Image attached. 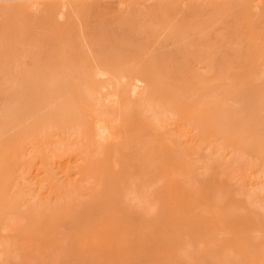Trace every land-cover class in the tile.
Here are the masks:
<instances>
[{
	"label": "rangeland",
	"instance_id": "374dc122",
	"mask_svg": "<svg viewBox=\"0 0 264 264\" xmlns=\"http://www.w3.org/2000/svg\"><path fill=\"white\" fill-rule=\"evenodd\" d=\"M70 1L72 3H74V4H77V5L80 4V5H83V6H87V8H89L88 11L87 10H84V11L88 12L89 17L92 18L93 20L88 18L87 22H89V23L91 22L90 25H92V22L95 19L96 20L94 21L95 23L93 22V26H91V27L88 25L89 23H87L86 28H85V32L86 33H91L92 32L94 34L101 33L102 36L106 39V43L105 44L108 47H117V46H118L117 48H120V47L131 48L132 47L134 49L133 46L137 45L136 42L138 43V41L142 39V42H143V40H146V41L143 42V44H145V45L149 44L150 48H153V46H151L153 42L154 43L157 42V43H155V45L153 44L154 47L157 46V44L158 45L161 44V43L165 44L164 48H161L160 50L162 52H171L172 51L171 53H173V54H174L175 49H176V48H174L175 45L172 43V41H170L171 42L170 43L168 40H165V38H164L165 31L167 29L169 30L170 28L172 30L174 27H176L175 25H177V24H175L176 23L175 21H172V17L175 15L176 18H177V21H179L178 18L180 19L181 16H183L184 14L187 15L188 13L190 14V16L194 17V13H193V15H191L192 13H190L191 12L190 11V7L194 8L195 4H197V5L201 4V1H202V4H206V3L209 4V2H210L209 0H207V2L203 1V0H70ZM214 1L217 2V3H215ZM214 1L213 2H214L215 5H213V8H215V10L212 8V4H211V7L206 6V8L208 7L206 11H209L210 10L209 8L214 10V11L210 10L211 12L210 13L208 12L209 15L206 12L207 15L204 14V16H202V18H200L201 14H202L201 13V14H199L200 16L198 15L199 18L197 17L195 19V17H194V20L191 19L192 17L189 19L185 15L186 19H188L189 22H188V20L184 19L185 17L183 16L184 18H181V19H183V21L185 20L183 25L181 24L179 26V24H178L177 26L179 28L176 27V29H183L184 30L186 28L185 26L188 25V27H187L188 31L191 32L192 31L191 28L195 25V24H192V23H194V21H197V20L200 21V22H204L205 24H210V23L212 24L213 21L215 19H217V18H214V20H212L211 15L214 14L215 12H217V11H218L217 13H219L222 10L221 12L222 13L224 12L223 16H224V14L227 15L229 13V15H227V16L230 17V20H229L230 22H227V20H228L227 17H225V21H223L224 23L227 22L226 26H228V28L231 27V26H229L230 23L234 22V23H236V25L234 24V27H237V24H238L239 25L238 27H240L239 29L243 30V33L245 35H247L246 33L248 31V36L245 37L246 38V42L248 41V43L244 42V39H245L244 37H242L243 41L241 40L243 42V44H242V42H240V43L243 46L245 45V47H243L244 48L243 51L246 49V45H248L247 49H248V51L249 50L250 51L248 52L247 49H246L244 51L245 53L247 52L249 54V56L251 54H253L255 52V48H256L255 45L258 43L257 40L256 41L254 40L255 37L253 35V33L255 31V27H256V24H254V21H253V19H255L256 17L253 15L254 14L253 12H255L256 10L252 6V4L256 0H253V2H252V0H245L246 4L244 2H240L238 0H230V2H228L229 0H227V1L226 0H214ZM58 2H59L58 0H11V1L10 0L9 1L8 0L7 1L6 0L5 1L4 0H0V11H1V9H8V8L15 7L17 5L25 3V4H28L29 6L32 7V8L30 7L31 8L30 9L31 17L33 19H39L40 17H42L45 14V12H44L45 8H47L48 6H54L55 7L54 11L56 13V21L59 19V21L63 23V22H65L66 17L64 15H61L60 11L64 8L62 10V12L67 13L69 7H63L62 9H60V8H58L56 6ZM225 2H227L226 5H225ZM32 3H36V4H32ZM230 3H232V4H230ZM36 5L38 6V8H37ZM180 5H181L182 8L180 7ZM157 6H159V8H156ZM33 8H34L35 12L33 11ZM206 8L202 7L199 10H201V12H202ZM223 8H224V11H223ZM157 9H160V10L162 9V11L158 12ZM166 9H168L170 11L168 12V10H167V13H166ZM196 10L197 9H195V11ZM199 10L197 12H199ZM171 11H173V12L171 13ZM192 11H194V10L192 9ZM93 12H94V14H93ZM98 12L100 13V15H99ZM212 12H214V13H212ZM239 12L241 14H243V16ZM58 13L60 15H58ZM95 13L98 14L97 17H96ZM158 13H160V14L158 16H156ZM168 13H170V14L168 15ZM204 13H205V11H204ZM232 13L233 14L236 13L238 16L237 15L234 16V15H232ZM150 14L152 16H150ZM189 14H188V16H189ZM250 14H252L253 16L252 15L250 16ZM136 15H137V17H136ZM147 15H149L150 18L151 17H153V18L150 19ZM171 15H172V17H170ZM205 15H206V17H205ZM219 15L218 14L215 15V17L221 18V16H222L221 13H219ZM145 16H147V18ZM160 16H162V18H160ZM175 16H174V18H175ZM209 16L211 17V20L208 19ZM239 16H241V17H239ZM131 17L132 18L134 17V18L131 19ZM156 17L158 18V20H157ZM164 17H165V19L167 18V20H169V22L167 20L164 21L165 20V19L163 20ZM232 17H234V19H232ZM237 17H239L238 18L239 20L237 19ZM253 17H255V18H253ZM170 18H171V20H170ZM174 18H173V20H174ZM261 18L264 21V16H262ZM89 19L92 20V21H89ZM107 19L111 23L108 24V20ZM223 19H224V17H222L221 20L219 19V21H222ZM144 20L147 21V22L149 21V23L146 24L147 22L145 23ZM207 20H209V21H207ZM237 20H238V22H236ZM59 21H57V22L60 23ZM150 21H152L156 25L153 24L154 26H152L151 25L152 22H150ZM154 21H156L157 23L154 22ZM161 21L163 22V24H162ZM186 21H187V25H186ZM216 21H217V25L219 27V25H221L222 23L219 22L220 23L219 24L218 23V19ZM137 22L139 24H137ZM112 23L114 25L116 24V26H114ZM170 23H172V24H170ZM177 23H179V22H177ZM56 24L57 23L40 24V22L34 24V22H33V25H34L33 27H35V31L37 30L36 32L35 31L34 32L35 33H40L41 32V33L50 34V31L52 30V28ZM144 24H145V26L147 25L148 27L146 26L147 27L146 28L144 26ZM215 24L216 23H214V25ZM36 26H39V27H36ZM81 26H82V23H81ZM141 26H144V27L142 28ZM158 26H159V29H157ZM189 26H192V27H189ZM223 26H222V29L223 28L226 29L225 24ZM136 27H137V30H136ZM211 27L212 28L214 27L213 30L214 29L217 30L216 25L215 26L211 25ZM220 27H219V29L217 31H220V29H221ZM234 27H231V30L232 29L235 30ZM83 28H84V26H83ZM228 28H227V30H228ZM176 29L174 28L173 30H176ZM108 30H109V32H107ZM193 30H196V29L194 28ZM231 30H229L228 33H229V35L232 36V34L235 31L233 30L234 31L233 32ZM78 31H77V33H78ZM145 31L149 32V35L152 34V36L149 37V35H148V37H147ZM230 31H231V33H230ZM117 32H119V33L122 32L123 34H119ZM192 32H194V33L198 32L199 33V31H192ZM223 32H225V30ZM198 33H196V34H198ZM212 33H211V35L214 34V33L213 34ZM106 34H109V35L107 36ZM142 34H143V36H142ZM196 34H193V36H192V33H191L192 38ZM216 34H218V32H215V35ZM220 34L223 37H224V35L225 36L227 35L226 32H225L224 35H223L222 32ZM220 34H219V40L221 39L220 38L221 37ZM122 35L125 36V38H123ZM2 36H3V34H0V38ZM140 36H142V37H140ZM200 36H201V34H200ZM231 36L228 37V35H227V37L224 38L225 40L221 39L220 43H215L218 46H221L219 44L223 43L222 41H224V42L226 41L227 44H224V45L225 46L228 45V47H224V48L220 49L217 46L219 50L224 51V50H227V48L228 49L230 48V49L233 50V48L236 45H239L237 42L234 43L235 45L234 44L230 45L232 43V41H233V40L232 41L229 40V38L231 39ZM242 36H244V35H242ZM143 37H145L146 39L145 38L143 39ZM153 37L155 39H153ZM156 37H158V38H156ZM211 37H212L211 41H215L218 38V37L216 38V36L215 37L211 36ZM234 37H236V36L234 35ZM234 37L232 39H235ZM147 38H149V39H147ZM197 38H199V37H197ZM214 38H216V39H214ZM128 39L130 40V42L127 41ZM156 39H157V41H156ZM205 39H207V38H205ZM205 39L203 41L205 43H207L208 40H205ZM212 39H214V40H212ZM109 40H111L112 42H110ZM159 40H160V42H159ZM198 40H197V43L199 44L200 42ZM132 41H135V44L131 43ZM203 41H201V42H203ZM229 41L231 42L230 44H228ZM2 42L4 44H7L5 40H2ZM147 42H148V44H147ZM193 42H195V41L193 40ZM132 44H134V45H132ZM201 44L202 43H200L201 48H202V46L206 45V44H204V45L203 44L201 45ZM233 45H234V47H233ZM222 46H223V44H222ZM229 46H231L233 48H231ZM31 47H32V45L29 44V42H25L21 46V51L19 53H14V52L13 53H9L8 52L9 55L7 56V63L5 64V68L8 71L7 79L5 81H0L1 84H5V85H9L10 86L12 84V81H11L12 69L13 68H15V69L16 68H23L24 64H26V63L30 64L31 63L30 57L24 54L25 50L26 49H30ZM191 47L193 48L194 46H191ZM197 48H198L197 50L193 49L194 51L196 50L195 51L196 53L200 49L199 47H197ZM206 48L207 47H205V50H206ZM203 49H204V47H203ZM235 49L238 50L237 53L239 54L240 53L239 49L236 48V47L234 48V50ZM193 50L190 49V46H189V49H188L189 52L187 51L188 54L185 53L186 57H187V58H185L186 61H188L189 58H190L189 54H191V56L194 55V56H192L193 58L197 57L196 56L197 54L195 55V54L192 53V52H194ZM219 50H218L217 54L219 55L218 59L220 60L221 59L220 57L223 58L224 55L220 56L222 51L220 52ZM232 50H230V52H234L233 53L234 55H232V53H230L231 56L236 57L238 54H236V56H235V52L236 51H234V50L232 51ZM176 51H177V49H176ZM208 51H210V49ZM243 51L241 50V53H240L241 55L239 54V56H237V61L235 60L236 65H239V66H236V67L234 66L235 62H234V65L232 64L233 60L236 59V58L228 57L229 54L227 53L228 56H227L226 59H230V58H234V59L233 60H231V59L229 60V61H231L230 65L228 64V65L225 66V64L223 63L225 67H222V65H223L222 62L225 61L224 60L225 57H226L225 56L224 59H222L223 61L221 60L222 61L221 64L219 63L223 69L221 67L217 68L216 67L217 65L213 64V66L209 67V69L207 71H204V70L199 71L200 67L202 69V67L205 68V66H203V65L201 66L200 65L201 63L199 64L200 66H197L198 65V61H196V60L198 58L196 60L193 59V58H190V60H192V61L189 60L190 63H189V61L187 62L189 67L191 68V69H189L191 71L188 70L189 71L188 75L192 76V74L194 73V69H196V68H194V66L196 65L199 68V70L196 71L197 74H200L202 76V75H205L204 72L208 73L209 71L212 70L211 73L209 72L210 73V77L208 76L209 73L206 74V75L209 78H211L212 77L211 74L212 73L215 74V72H216V75L215 76L213 75V76L216 77V79L218 77V80H217L218 82L216 81L215 78L214 79L212 78L213 80H210L207 83L206 87L203 88L202 91L200 89L202 87H199V89L197 88V91H196L195 95L198 96V95H201V94L203 95V93H207L206 95H203V96H207L208 94H211V93L215 92L214 91L215 88L214 87L212 88L213 85H216V86L218 85V87H219L218 91H220L222 89L221 86L223 84H225V86L223 85L224 90L223 89L221 90L223 92V95L221 94V92H219L221 94V96H220L221 102H219V103H221V105L223 103L227 104L228 101L226 102V100H227V98L229 96L231 97L230 92L232 94V92L234 90V87H236V85H237L236 84L237 82L234 81V82L231 83L230 78H229V80L227 79L228 77H230L229 74H220V76H221L220 77L218 75L219 73H217L218 71H216V70L221 68L222 70L225 71V69L227 67L226 70H230V71L236 72V73L239 72L237 74L238 76H239V74L240 75L247 74V73H245L247 71H250V73H251L252 69L254 70V68L257 67L258 64H256L254 62V60H255L254 57H252V62H250V63H247V61H243L242 59L246 60L247 56H248L247 53H246L247 55L245 56L244 55L245 53ZM213 52L214 51L211 49L210 53H213ZM176 53H180V51L179 52L178 51L175 52V54ZM224 53H226V52L224 51ZM173 54H172V58H174ZM213 54H211L212 58L215 56ZM215 54H216V52H215ZM176 55L178 56V58H177V56H175L177 58V60L179 58L182 60L184 58L182 56H185L184 54L183 55L180 54L181 56L179 54H176ZM211 55H209V56L211 57ZM244 56L246 58H242ZM239 57L241 59L240 61H238ZM216 58H217V56L214 58V61L218 60ZM173 60H175V59H173ZM193 60L195 61V63L196 62L197 63L196 64L195 63L191 64V62H193ZM198 60H200V59H198ZM237 62H239V64H237ZM242 62H244L243 63V64H245L244 66L242 65ZM190 64H191V66H190ZM202 64H205V63H202ZM260 67H262V66L260 65ZM240 68H242V69H240ZM245 68H247V69H245ZM262 68H261V70H262ZM213 69H215L214 72H213ZM190 72H191V74H190ZM175 74H176L175 78L180 77L182 75L181 74L180 76H178L177 74H179V73H175ZM186 74L187 73H185L184 76ZM263 74H264V72H263ZM263 74H262V76H259V78L261 77L260 78L261 80L258 77L256 78V80L257 79H258V81L260 80L259 82H256V80H254L252 83H247V84L243 85L245 87L244 91L245 92H251V93H254V94L258 95V93L260 91L264 90V78H262ZM188 75L185 76V77H187V78L189 77V79H191L190 78L191 76H188ZM207 76L206 77L202 76V77L207 78ZM226 76H228V77H226ZM226 80H227V82H226ZM140 82H141L140 83L141 86H144L146 84V82L144 80H142ZM254 82H256V84L253 85ZM226 83H228V84L230 83L233 86L231 87L230 84H229V86L228 85L226 86ZM251 84L253 86L248 88L249 85H251ZM195 87H198V86H195ZM225 88H229V90H227V89L225 90ZM21 89H22L21 91L25 90V88H21ZM224 94L226 95L225 97H224ZM195 95H194L193 98L196 97ZM223 98H225V101H223L224 100ZM1 103H2V101H1V98H0V108L5 107V104L2 105ZM259 104L260 103L258 101H256V108H255V111H254V114H256L255 115V119L260 116L259 114H260V111H261L260 109L261 108L259 106H261V105H259ZM189 105L192 106V105H194V103L192 102ZM82 107L84 108V106H82ZM258 110H260V111L258 112ZM39 112H41V111H39ZM187 117H189V115ZM183 120H185V122H187L189 119L185 118ZM177 121H178L177 117L171 116L168 120L161 121L163 123L162 124L163 126L160 124V122H159V124L161 126L160 125L159 126L156 125V122H154L155 123V128L158 129V127H159V129L157 131L155 130V135L154 136L151 135V137L150 136H146L145 137L146 140H149L148 141L149 144H147L146 140H145L146 142L144 141L145 142L144 146L146 144L148 145V146L146 145L147 148L145 146V148H146L145 151H140L141 149L144 150L143 147L140 148V150L138 148V150H139L138 154L140 152H143L142 153L143 155L140 153L141 154V156H140V154H139V157H140L139 158V157L135 156V155H137L136 151H134L135 153L133 152V147L136 145V144H134V142H133L134 145L132 144L133 147H131L132 150H130V151L128 149L126 150L125 148H120L118 146L116 148L115 147L113 148V150H115V152H112V150L110 152H106V151H102V149L98 145H95L94 142H92V144L94 143V145L90 144V142H89L90 139L88 140L85 135L83 136L82 132L78 131L77 133L79 135L77 133H75V131L72 129L73 127H71V126H67L66 125V126H64L65 128L64 127H60L59 128V126L57 125V123L55 121H52V122L48 123L44 118L39 117V116L37 118H35V119L29 118V116L26 115V114L19 116V119H18V121L15 122V125H16V127H18L24 133H25V131L26 132L29 131V132H27V135H26L25 138H27V139L30 138L28 141L33 140V141H30V143L32 142L33 144L31 143V145H33L34 147L30 146L29 143L26 144V146H27L26 149H27V151L30 150V151H28V152H30V155H29V153L27 154V151L24 148L26 146H23L21 148L19 147V150H21V152H23V154H24V155L21 156V154H19L21 152L17 151L18 150L17 145L12 146V145L7 144L4 147L3 145L0 144V146H1V148H0V206H2V208L0 207V228H1L0 229V249H1L0 252L2 251V254H0V264H5V263L6 264H22V263L26 264V261H27V264H29V263H32V264H54V263L55 264H71V263L72 264H106V263H108V264H120L121 262H122L121 264H151L153 262H154V264H160L159 260H164L163 262L165 264L166 263L168 264V262L171 263V264H188L189 262H190L189 264H197L196 260L193 259V258H197L199 256V254H200L199 252L196 253L197 249H201L203 247L206 248V245H208V238L206 236H204L202 231H201L202 230L201 228H204V227L206 228V226H207L206 224H208V226L211 227V228L213 226L214 233H218V232H224V231L233 232L234 227L236 226V223L238 225H239V223H241L242 226H247L251 230L257 229L256 230L257 231L256 234H255V232H256L255 230L251 231V233L253 232V236L254 237L256 235H257V238L260 237V236L262 237L261 234L263 233V235H264V228L262 227V225L259 222L260 217H257L258 219L255 218L257 220L254 219L253 222H249L247 220H243L242 218H240L241 221H236L237 217L235 218V217H230V216H228L226 218H223V221H221L222 219L220 218L219 213H218L219 217H217V214L216 215L215 214L211 215V212L213 211V208H212L213 206L210 205V203L208 202L207 198H203L202 197L201 190H202V186L205 188V186H204V177L206 176L205 174L210 175L212 177L213 181H214L213 182L214 185H213V187H210V189H208L209 193L210 194L212 193V195H214L216 190L219 189L220 193H221L220 195L221 196L223 195V197L226 196V197H224V199H222V197H221V199L223 200V202H221V205H222L223 209H229L230 206H232V208H233V206H234V209L236 208L235 210H237L238 213H241V214H244V215H250L252 213L251 211L253 210V208L255 209L258 206L264 212V206H263L264 205V159H263L264 155L260 154L259 152L257 153V150L246 149L243 146H241L240 143H238L240 140L237 139L238 138L237 136L239 134L238 135L236 134V136L233 138L235 143L237 142L238 145H240L242 147V148H239V149L237 147L231 146L230 145V143H231L230 141L227 143V142H225L223 140L221 141L222 143L220 142L221 144L219 143L220 146H218V144H217V146H212L210 144H209L210 146H208V144L206 143L207 141L196 140V139L193 142V146H194L193 148H195V149L192 148V146H191L192 144L188 148H187L188 145H186V146L182 145L181 146V144L179 142H180V138H182V137L179 136L178 131H175L176 130L175 126L179 125L178 123H181L183 121L182 120L178 121V122ZM32 127H34L33 130L31 129ZM47 127L50 130V132L47 130ZM51 127H55V131L53 130L54 128L51 129ZM56 128H57V130H56ZM42 129L44 130V132H43ZM41 131H42V133H41ZM171 131H172V133H171ZM196 131L197 130H193V133H195ZM38 133L39 134L40 133L43 134L41 136V137H43V139H41V137H40V139L38 138L41 135V134L39 135ZM58 133H59V135H58ZM175 133L180 138H176L175 136H177V135H175ZM53 134H54V136H53ZM171 134H172V136H171ZM6 137L9 139L8 142L14 140L13 138H10V135H8ZM154 137H155V139H154ZM163 137H165V139ZM2 138L4 139L5 137H0V141H2ZM52 138H54V139H52ZM55 138H56V140H55ZM62 138H63V140H62ZM38 139H39V141H37L38 143L34 142L35 140H38ZM50 139H51V141H50ZM162 139L164 141L166 139H168V140L166 142H162L163 141ZM233 139H232V142H234ZM236 139L239 140V141H236ZM57 140H59L58 143H57ZM170 140L172 142H173V140H176V141H174L172 143L173 145L172 144L169 145L171 143ZM49 141L50 142L53 141V142L50 143ZM158 141L161 142V146L159 145L160 143ZM168 141L170 142L169 144H168ZM14 142H15V140H14ZM62 142H63V144L61 145L60 143H62ZM56 143L58 144L57 147H59V148H60V146L62 147L64 144H66V145L68 144L67 146H69V148L71 147L70 148L71 150L68 149V151H67L65 147L62 148V151H61V148L60 149L59 148H51L50 149V147H53V145H56ZM175 143H176V145H175ZM41 144L42 145L43 144H45V145L48 144V145L45 148H44V146L41 148V146H42ZM66 145H64V146H66ZM89 145H91V147H92V149H91L92 152L90 151V146ZM177 145H178V147H177ZM229 145L232 147V148L229 147V149H231V150L228 149ZM96 146H98V147H96ZM195 146H197V148ZM211 146L214 147V148H212ZM47 147L52 152L51 151L50 152L46 151L45 153L42 152V151H44L42 149H48ZM86 147H88L89 149H87ZM137 147H139V146H137ZM156 147H158V148H156ZM190 147L192 149H189ZM220 147H221V149H220ZM34 148H38V149L40 148L39 149L40 151L38 150L39 153ZM72 148L75 149V151H73ZM152 148H153V150L155 148L156 149L154 151H152L151 150ZM177 148H180L181 150L177 149ZM185 148L188 149V150H185ZM24 149H25V153L27 155L24 153ZM135 149H136V147H135ZM93 150H96V151H93ZM146 150H150L148 154L145 153V152H147ZM238 150L239 151L241 150L243 152H239ZM31 151H32V154H31ZM35 151L38 154H40L41 156L39 155L40 157H38V155H35L38 159L35 158V159L32 160V157L33 158L35 157L33 155V154H35L34 153ZM56 151H58V152H56ZM65 151L66 152L70 151L68 157H67L68 153H66ZM53 152L58 153L57 158H56V156L54 155ZM181 152H183L185 154L187 153L186 157L189 155L188 158L191 159L192 161H195L194 164L191 166V167H193V169H191V167L188 168L184 164L181 163V161L179 160V158H180L179 156L181 155ZM62 153H64V154L66 153L65 157H62L63 155L59 156V154H62ZM113 153H115V154H113ZM144 153H145V155H144ZM162 154H163V157H161ZM241 154H243V155H241ZM214 155H215V157H214ZM234 155L239 157V161L240 160L243 161V162L247 161V162H249L251 164H256V165H254V167H253V166H250L251 164H249L248 165L249 166L248 170L237 169ZM13 156H15V158ZM19 156L21 158H19ZM47 156H49V157H47ZM53 156L55 157V159L57 161L53 158ZM90 156H92V157H90ZM133 156L136 157V159L134 157L135 160H133ZM254 156H255V160L256 159L258 160V163H257V161H254V158H253ZM42 157H44V158L46 157V158L44 159ZM72 157L73 158H77V159H73ZM224 157L225 158L227 157V158L224 159ZM65 158H67L66 159V163H65V161H63V160H65ZM142 158L144 160L146 159L147 161L145 160L146 162H143V164L141 163V166H140L139 165L140 164L139 159L141 161ZM53 159H54L55 162L53 161ZM69 159L72 160V163H69L71 161ZM93 159H95L96 161L93 160ZM111 159L113 160V162L111 161ZM247 159H249V160H247ZM262 159H263V162H262ZM36 160H38L41 163V165H40L39 162H36ZM61 160H62V162H61ZM75 160H76V162H74ZM85 160H86V162H85ZM91 160H92V162H91ZM152 160L153 161L157 160V162H153L154 163L153 164ZM163 160H164V162H163ZM259 160H261V161H259ZM42 161H43V163H44V161H47V162L44 163V166L42 164ZM58 161H60L59 165L57 164ZM196 161H198V162H196ZM208 161H210V162H208ZM29 162H30V165H28ZM34 162H36V163L33 164ZM106 162H108V163H106ZM136 162H137V164H136ZM252 162H254V163H252ZM52 163H54V165L57 164L58 166L57 165L54 166ZM61 163H63L62 167H64L65 170H63V168L61 167ZM225 163H227V164H225ZM233 163H234V165H233ZM15 164H16L18 169L21 167L20 168L21 170H19V172H17L18 170H17V168H15L16 167ZM200 164L201 165L203 164V165L201 166ZM257 164H260V165L257 166ZM262 164H263V167H262ZM35 165H36V167H34ZM102 165L104 167H102ZM152 165H154V166H152ZM163 165H164V167H163ZM197 165H198V168L200 167L201 171H203V172H200V168L199 169L196 168ZM217 165H219L221 168H218L219 166H217ZM23 166L27 168L26 171L24 170ZM41 166H43V167H41ZM46 166H47V169H46ZM52 166H54V167L52 168ZM106 166L109 169H106ZM113 166H115V168ZM149 166H150V169L148 168ZM232 166H234V168H231ZM256 166H257L258 169L255 168ZM31 167H32L33 171L31 169ZM140 167H141L142 170L140 169ZM207 167L209 168V173H205V172H208ZM259 167H260V169H259ZM145 168H147V169L145 170ZM222 168H224V169H222ZM34 169H35V171H34ZM67 169H68L69 172L67 171ZM105 169H106V171H105ZM164 169H166V170H164ZM172 169L175 170V172L176 171H178V172L180 171L183 176L180 175V172L179 173L176 172V174H178V175H175L174 174L175 172ZM234 169H235V172H233V174H232V171ZM60 170H63V172L60 171ZM191 170H194V171H191ZM238 170L241 172L240 174H239ZM243 170H244L245 173L243 172ZM261 170L263 171V173L260 172ZM20 171H22V172H20ZM49 171H52V172H49ZM55 171H56L57 175H56V173H54ZM64 171H65V174H63ZM109 171H110V173H109ZM227 171H229V172L227 173ZM248 171L250 172V175H251V172H253V173L257 172L256 175L252 174V176L254 175L253 176L254 179H255V176L257 177L255 179L256 184H257V185L255 184L256 185V189L254 188L255 185L253 187L248 185L249 180H248L247 177H245V175L248 176L246 174V172L248 173ZM193 172H195V173H193ZM199 172L201 174H199ZM215 172H217V173L215 174ZM19 173H21L22 175L19 174ZM203 173H204V175H203ZM223 173H225V175ZM18 174L22 178L20 179V177L17 176V177H19L20 181H18V179L16 180V178H17L16 177L15 178L16 182H14L13 178L16 175H18ZM35 174H37V175L35 176ZM66 174H68V175L66 176ZM228 174H229V176H228ZM260 174H261V176H260ZM53 175H55V176H53ZM241 175H242V177L244 176L247 179L246 181L245 180L244 181L246 182V185L248 186V189L249 188L251 190L255 189L254 192H257L255 194H259V195H257V196L255 195L256 196L255 197L254 194L252 195V192H251L250 195H252V196L250 197L249 195H247L245 193V192H247L249 194L248 191H250V190L247 191L246 190L247 189L246 186H245L246 188H243L244 186L242 184H244L243 183L244 182L243 181L244 177L242 178ZM257 175H259V176H257ZM131 176H133L135 178H133ZM174 176L177 177V178L179 177L178 178L179 184L175 181L176 178ZM181 176L183 178L184 177H186V178L183 179ZM235 176H237V177H235ZM45 177H46V179H45ZM47 177H48L50 182L52 181L50 179H53V182L50 183L48 181ZM64 177H66V178H64ZM130 177L132 179L131 181H134V182H131V183H134V184L130 183ZM230 177H232L234 180L233 179L230 180ZM158 178L159 179L161 178L160 181H158L159 180ZM188 179H189V182H186V181H188ZM118 181L121 182L122 186H119L120 182H118ZM155 181H156L157 184L154 183L152 185L151 183H153ZM247 181H248V183H247ZM54 182L57 183V185ZM113 182H114V185L112 184ZM184 182H186V184H185L186 186H184ZM191 182H193V183H191ZM14 183H16V184H14ZM53 183L56 186H52ZM188 183H190V184L187 185ZM196 183H197V185H196ZM111 184H112V186L116 185L115 188H114V191L112 189L113 187L111 186ZM141 184H144V186H146V188L148 187L147 188L148 190H147L142 185L143 188H145L146 192L149 191L150 189L151 190L149 192H147V193H143L144 189H142V186H140ZM149 184H151V186ZM7 185L8 186L11 185V187L9 188ZM12 185H13V187H12ZM181 185H182V187H181ZM183 186L185 187V189L188 187L187 188L188 190H185V189L183 190L182 189ZM197 186H198L199 189L197 188ZM121 187L124 189L123 190L124 193L122 192V188ZM7 188H8V190H7ZM133 188H134V192L132 190ZM125 189L126 190L128 189L129 193L133 192L135 194L130 195L128 192H126V194H125ZM158 189H159V191H158ZM166 189H167V191H166ZM104 190H105V192H104ZM195 190L196 191L198 190V192L195 193L196 192ZM208 190H206L207 193H208ZM189 191H192V193L194 195L191 196ZM193 191H195V192H193ZM86 193H88V194H86ZM120 193H121V195H120ZM240 193H241V195H240L241 197H238ZM101 194L102 195H104V194L106 195V196H104L106 198L103 197V199H105L104 202H103L102 197H100ZM217 194H215V195H217ZM74 195H75L76 199L74 198ZM81 195H82V197H80ZM126 195H129V197L131 198L130 199L128 197L126 199H130L128 201H132L133 203L132 202L131 203L130 202H125V204H123V202L126 199L125 198L121 199V196L126 197ZM134 195H136L137 198H136V196L134 197ZM246 195H247V197H246ZM177 196H179V197H177ZM244 196L246 198L249 197L248 198L249 199L248 202L250 204L246 203L247 201L245 200ZM68 197H69V199H68ZM83 197H84V200H83ZM85 197H86V199H85ZM95 197L96 198L98 197V199H99V201H97L98 203L101 201L102 204L101 205L99 204L101 206V208L102 207H106V210H104V211H107V212L102 213V215L98 214V212L101 211V209L97 210L98 203L96 202L97 199ZM180 197H181V199H180ZM81 198H82V200H81ZM77 199H78L79 203L77 202ZM93 199H95V201ZM139 199L141 201H139ZM144 200H146V201H144ZM158 200H159V202H158ZM252 200L253 201H257V203L252 202ZM94 202H96V204ZM144 202H146V203H144ZM147 202H149L150 204H148ZM118 203L120 204V207H118ZM121 203L123 204L122 207H121V205H122ZM127 203L129 204L128 205L129 207H126ZM153 203H155L156 206ZM169 203L171 205L173 204L172 206L174 207V209H172L173 207L171 208V205ZM178 203H179V205L180 204L181 205L183 204V205L180 206V207H176V206H179ZM103 204H104V206H102ZM135 204H137V205H135ZM144 204H147V205H145L146 208L144 207ZM174 204L175 205L177 204V205L175 206ZM247 204L250 205V206L247 207ZM251 204H256L257 206L256 207H252ZM23 205H24V207H23ZM99 205H98V207H99ZM141 205H143V206H141ZM133 206H135V208ZM139 206H141L142 209ZM155 207L156 208L159 207V208L156 209ZM181 207H182V210L178 209V208H181ZM183 207H186V209L189 212H190V210L191 211H193L194 209L195 210L193 211V214H192V212L191 213L186 212L187 210H185ZM206 207L207 208L210 207V208H212V210H210V208H208L209 209L208 214H203V213H206L205 212L206 210L208 211V209ZM225 207H227V208H225ZM239 207L242 208V211L244 209L245 212L244 211L242 212L241 209L238 210ZM196 208L198 209V211L202 208V210H201L202 214H200L201 212L199 213ZM147 210L149 212H147ZM155 210H157L158 212L155 211ZM177 210H178V212H177ZM140 211H143V212L140 213ZM182 211L184 213H186V214H184ZM256 211H257V208H256ZM262 211H260L261 214H262ZM101 212H99V213H101ZM258 212H259V210L257 211V213ZM147 213H149L150 215L147 214ZM182 213L185 216L181 215L182 218H179L180 217L179 215L182 214ZM214 213H217V212H214ZM75 214L78 215V216L74 217L75 218L74 219L73 216H75ZM44 215L50 217V220H51L50 224H49L50 226L48 224H45V226L42 225L43 222H41V219L45 218V219H47V221H49L48 217L46 218ZM71 215H73L72 218L75 221L74 220L72 221V218L68 217V216H71ZM94 215H96V217L99 215L100 216V217L98 216L99 219L94 217ZM38 216H39V218H41V219H39L40 221L39 220H35V219H38ZM110 216L113 219L114 218L115 219L113 220ZM122 216H124V218ZM173 216L176 217L177 221H175L176 219L175 220L173 219V218H175ZM215 216L218 219H216ZM141 217H145V218H141ZM53 218H55V219H53ZM93 218H94V220H93ZM187 218H189V220ZM122 219H124V221ZM178 219L180 221H181V219H183V221L187 220V222L186 223H182V221L180 222V221H178ZM197 219H200V221L201 220H205V221H201V222L198 221V222H200L199 223L201 225L200 226L198 223L194 222ZM95 220H97V221H95ZM163 220H167V222L164 221L165 223H163L162 222ZM219 220L221 221V223H223L222 224L223 228H222V225L220 223L221 229L219 227V222H220ZM31 221H32V225H33L34 222L37 225V226L33 225V227L36 226V228H34L35 230L33 229V227L31 228V226H32L31 225ZM111 221H113V222H111ZM208 221H210V222H208ZM232 221H233V223H232ZM28 222H30V223H28ZM39 222H40L41 225L39 224ZM116 222H117V224H116ZM177 222L179 224H177ZM203 222L206 223L205 226H202V225H204ZM9 223H10V225H9ZM19 223H20V225H19ZM46 223H48V222H46ZM108 223H110V224L108 225ZM216 223H218V224L216 225ZM195 224H196L195 227H198L196 229V231H194L195 229H192V227H194ZM116 225H118V226L116 227ZM121 225H122V228H121ZM179 225H181V226H179ZM182 225H184V229L185 230H183V226ZM189 225H191V226L189 227ZM197 225H199V226H197ZM39 226H41V228ZM77 226L79 228H77ZM177 226L180 227L179 228L180 230L178 229ZM107 227H109L110 229L107 228ZM115 227L117 228V230H116ZM101 228H106L107 230L103 229V233H101L102 232ZM113 228H115V229H113ZM158 228H159L160 231L158 230ZM165 228H167V230L169 232ZM188 228H190V229H188ZM99 230H101V231H99ZM108 230H110V231H108ZM152 230H155V231L158 230L159 232L156 231V233H154L155 231L152 232ZM197 230H199V231H197ZM176 231H177V233H176ZM180 231H182V232H180ZM191 231H193V232H191ZM200 231H201V233H200ZM85 232H87L88 234L85 233ZM106 232H108V233H106ZM115 232H117V233H115ZM121 232H122V234H120ZM179 232L181 234L180 236H179ZM163 233L164 234L166 233V234L163 235ZM101 234H103V235H101ZM200 234H202V235H200ZM219 234H221V233H218V235ZM258 234L260 236H258ZM183 236H186V238H187L186 241L183 240ZM189 237H191V238H189ZM120 238L121 239L124 238L125 240L123 239V241L121 242ZM202 238H203V240H202ZM189 239H190V242H189L190 246L187 245ZM260 239H263V241H264V236L262 238H260ZM116 240H117V243H116ZM3 241H4V243H3ZM98 241H100V242H98ZM155 241H157L158 244L155 243ZM125 242H126V244H125ZM165 242H166V244H165ZM183 242L187 246H185V244ZM151 243H154V245H153V246H155L154 249L151 247L152 246ZM162 243H164V244H162ZM12 244L14 246H12ZM202 244L203 245L205 244V245L203 246ZM165 245H167V246H165ZM198 245H200V246H198ZM212 246H215V245H212ZM187 247L189 248L188 250H187ZM21 248H23V249H21ZM151 249L154 252L150 251ZM156 249H157V251L158 250H162V251H158L159 252V254H158L157 251L155 252ZM190 249H192V251H190ZM206 249H208L211 252H217L219 250V246L216 245V247H214V248L213 247L210 248V246H207ZM231 249H234V248H231ZM231 249L229 248V250H231ZM239 249H235V253H237V254L241 253L242 250H239ZM168 250H170V251L168 252ZM226 250H228V248H226ZM14 251L17 254H15ZM181 251H182L181 255H183L184 251L186 252L184 254V256L187 254L184 258H182L183 256L181 257L179 255V253ZM128 252L130 253V255L127 254ZM150 252H153L154 254L150 253ZM151 254H153L154 257L158 256L157 259L158 258H160V259H158V260L156 258L154 259V257ZM190 254H192V255H190ZM178 255H179V257H178ZM178 258H180V259H178ZM118 260H120V261H118ZM164 263H162V261H161V264H164ZM249 264H254V263H249ZM262 264H264V263H262Z\"/></svg>",
	"mask_w": 264,
	"mask_h": 264
},
{
	"label": "bare ground",
	"instance_id": "6f19581e",
	"mask_svg": "<svg viewBox=\"0 0 264 264\" xmlns=\"http://www.w3.org/2000/svg\"><path fill=\"white\" fill-rule=\"evenodd\" d=\"M5 1V0H4ZM7 1V0H6ZM9 1V0H8ZM11 1V0H10ZM59 2L57 3V7L62 9L63 7H69L68 8V12L65 13V12H62V9L60 11V14L61 15H64L66 17V20L65 22H60L59 19L57 21H59L60 23H58L56 21V13L54 11V6H48L47 8H45V14L40 17L39 19H33L31 17V13H30V9L32 8L31 6H29L28 4H20V5H17L15 7H11V8H8V9H1L0 11V34H3V36L0 38V81H5L7 79V73L8 71L6 70L5 68V64L7 63V56L9 55V53H19L21 51V46L25 43V42H29V44L32 45V47L30 49H26L24 54L29 56L30 59H31V63L30 64H24V67L23 68H13L12 69V73H11V81H12V84L9 86V85H5V84H1L0 83V98H1V101H2V105L5 104V107H2L0 108V137H5L4 139L2 138V141H0V144L3 145L4 147L9 144V145H12V146H15L17 145L18 147V150L19 152H21V150H19V147H23V146H26V144H30V146H33L31 145L30 141H33V140H30L28 141L30 138H25L26 135H27V132L29 131H25V133L23 131H21L18 127H16L15 125V122L18 121L19 119V116L21 115H28L29 118H32V119H35L37 118L38 116L39 117H42L44 118L48 123L52 122V121H55L57 123V125L60 127H64V126H71L73 127L72 129L75 131V133H77L78 131L79 132H82L83 133V136L85 135L86 138L89 140L90 144H92V142L95 143V145H98L102 151H106V152H110L112 150V152H115V150H113V148L115 147H120V148H125L126 150L128 149L129 151L132 150L131 147H133L134 144H136L134 147H133V152L136 151L137 155H135L136 157H139V154L143 153V152H139L140 148H144V150H140V151H145V149L147 148V144H149V140H146L145 137L146 136H154L155 135V130L157 131L159 129H156L155 128V123L156 122V125H162L163 123L161 121H165V120H168L171 116H174V117H177V120L178 121H183L181 123H178L179 125L175 126L176 130L175 131H178V134L179 136H181L182 138L178 137V135L175 133V136L176 138H180V144L181 146L184 145H188L187 148L191 145L192 148L194 147L193 146V142L194 140H203V141H207L206 143L208 144V146L212 145V146H220V144L222 143L221 141H225V142H231L230 145L231 146H234V147H237L238 149L239 148H242L241 146H243L244 148L246 149H251V150H257V153L259 152L260 154H263L264 155V90L260 91L257 94H254V93H251V92H245L244 89L245 87L243 85L247 84V83H252L254 80H256V78L259 76H262L263 72H264V21L262 20V16H264V0H256L253 2L252 6L255 8V12H253L254 16L256 17H253L255 19H253L254 21V24H256V27H255V31L253 33L254 37H255V41L257 40L258 43L255 45V52L253 54H251L249 56H247V59H242L243 61H247V63H250L252 62V57H254V62L256 64H258L257 67H253L254 70L252 69V72L250 73V71H247L245 73L247 74H242L239 76L237 75L239 72H232L230 70H222L223 68L222 67H225L226 65H230L231 61H229L230 59L233 60V65H234V62L235 60L237 61V56H239V54L241 53V50L243 51V47H245V45H241L240 42H242V37H247L248 36V31H247V35H245L243 33V30H240L238 27L239 25L237 24V27H234V24L236 25V23L232 22L230 23L229 26L231 27H234V29L231 30V27L228 28V26H226V23L227 22H230V17L227 16L229 15V13L226 15L224 14L223 16V13L220 11L219 13H221V18L224 17V19L222 21H219V19L221 20V18L219 17H215V15H219V13L217 12H212L214 14L211 15L212 17V20H214V18H217L218 19V23H222L223 25L225 24V27L226 29H222V24L219 25V27L225 32L227 33L228 37L231 36L229 35V30L233 31L232 33V36H231V39L229 38L230 41H232V43L229 41L228 44L232 45L234 44L235 42H237L239 45H236L235 47L239 49V54L237 53L238 50H234V45L233 47V50L236 51L235 52V56L236 54H238L236 57L234 56H231L230 53H232V55H234L233 53L234 52H230V50L232 49H228L227 50H224L226 53H224V51L222 50H219L218 47L220 49L224 48V47H228L225 46L224 44H227L226 41H222L223 43L219 44L222 46H218L217 44L215 43H220L221 39L225 40L224 38L227 37V35L225 36V32H223L221 29L220 31H217L219 29L218 25H217V19H215L213 21V23L211 24H205L204 22H200V21H194V23L192 24H195L193 27L192 26H189V27H192V31H199L198 32H189L188 31V25H187V21H186V25L185 26L186 28L183 30V29H176L179 28L177 25L179 24V26L183 23V19L181 18H184L186 19V16L187 18H191L192 16H188V14H184L183 16H181V20L178 18L179 21H177V18L175 16L172 17V15L170 17H172V21H175L174 23L177 24L175 25L176 27H174L176 30H171V28L168 30L165 31L164 33V38L165 40H168L169 42L172 41V43L175 45L174 48L177 49V51L180 53H176V54H181V55H185V56H182L184 57L181 61L177 58L178 56L175 54L176 49H175V52L174 54L171 53V52H162L160 49L161 48H164L165 44H157V46L154 47L155 43L157 42H153L151 46H153V48H150V45H145L143 44L144 41L146 40H143L142 42V39L141 40H137L138 43L136 42L137 45L133 46L134 49L131 47V48H128V47H120V48H117V47H108L105 43H106V39L102 36L101 33H97V34H94V33H86L85 32V28H86V25L88 21V18L89 15H88V12H85L84 10H89V8H87V6H83V5H80V4H74L72 3L70 0H58ZM203 1H206L207 0H203ZM210 1V2H209ZM209 4L206 3V4H202V1H201V4L197 5L195 4V7L194 8H191L190 7V13H192L191 15H193L194 13V17L195 19L198 17L199 14H201L200 18H202V16H204V14H207L209 15V13L211 11H214L215 8H213V5L214 2L212 0H209ZM213 3H212V2ZM227 1V0H226ZM240 2H244L246 4V1L245 0H238ZM230 2V0L228 1ZM37 3V2H36ZM36 3H32V4H36ZM217 3V2H215ZM31 4V5H32ZM211 4H212V8L214 10H212L211 8H209L210 10L209 11H206L207 8L206 6H209L211 7ZM227 4V2H225V5ZM232 4V3H230ZM224 5V4H223ZM222 5V6H223ZM224 5V6H225ZM240 5V4H239ZM37 6V5H36ZM35 6V7H36ZM244 6V5H243ZM31 7V8H30ZM34 7V8H35ZM163 7V6H162ZM181 7V5H180ZM206 8V9H202L203 11L201 12V10H199L200 8ZM227 7V6H226ZM252 7V8H253ZM33 8V11L35 12ZM38 8V6H37ZM36 8V9H37ZM43 8V7H42ZM100 8V7H99ZM156 8H159V6H157ZM167 8V7H166ZM182 8V7H181ZM218 8V7H217ZM228 8V7H227ZM253 8V9H254ZM185 9V8H184ZM192 9L194 11H192ZM195 9H197L195 11ZM167 10L166 9V13H167ZM179 10V9H178ZM199 10V12H197ZM228 10V9H227ZM37 11V10H36ZM59 11V10H58ZM157 11L161 12L162 9H157ZM170 10H168L169 12ZM205 11V13H204ZM223 11H224V8H223ZM254 11V10H253ZM92 12V11H91ZM95 12V11H94ZM93 12V14H94ZM173 11H171L172 13ZM178 12V11H177ZM209 12V13H208ZM10 13V14H9ZM99 13V12H98ZM128 13V12H127ZM130 13V12H129ZM185 13V12H184ZM217 13V14H216ZM240 13V12H239ZM33 14V13H32ZM58 13V15H60ZM96 14V13H95ZM152 14V13H151ZM150 14V16H152ZM160 13H158L156 16H158ZM170 13H168L169 15ZM177 14V13H176ZM206 14V15H207ZM241 14V13H240ZM91 15V14H90ZM98 14H96V17H97ZM100 15V13H99ZM105 15V14H104ZM103 15V16H104ZM138 15V14H137ZM136 15V17H137ZM186 15V16H185ZM205 15V17H206ZM214 15V16H213ZM232 15L236 16L237 14L236 13H232ZM243 16V14H241ZM252 14H250L251 16ZM252 15V16H253ZM102 16V17H103ZM106 16V15H105ZM149 17V15H147ZM147 16H145L147 18ZM220 16V15H219ZM238 16V15H237ZM95 17V16H94ZM93 17V18H94ZM194 17H192L191 19L194 20ZM210 17V16H209ZM208 19L211 20V17ZM225 17H227V22H223L225 21ZM241 17V16H239ZM237 17V19L239 18ZM134 18V17H133ZM131 17V19H133ZM150 18V17H149ZM153 18V17H151ZM150 18V19H151ZM157 18V17H156ZM160 18H162V16H160ZM174 18V20H173ZM199 18V17H198ZM33 19V20H32ZM92 19V18H90ZM89 21H92L90 20ZM130 19V20H131ZM137 19V18H136ZM165 19V17L163 18V20ZM169 19V18H168ZM232 19H234V17H232ZM96 20V19H95ZM94 20V21H95ZM108 20V19H107ZM129 20V19H128ZM138 20V19H137ZM146 20V19H145ZM144 20V21H145ZM148 20V19H147ZM158 20V18H157ZM160 20V19H159ZM167 18L164 20L166 21ZM171 20V18H170ZM188 20V19H186ZM239 20V19H238ZM238 20L236 22H238ZM93 21V22H94ZM106 21V20H105ZM169 22V20H167ZM209 21V20H207ZM233 21V20H232ZM33 22L34 24L35 23H39L40 24H46V23H57L56 25H54V27L52 28V30L50 31V34H47V33H35V27H33ZM93 22H92V25L91 22L88 24L90 27L93 26ZM104 22V21H103ZM118 22V21H117ZM147 21H145L146 23ZM152 22V21H150ZM156 22V21H154ZM162 22V21H161ZM171 22V21H170ZM179 22V23H177ZM181 22V23H180ZM189 22V20H188ZM196 22V23H195ZM240 22V21H239ZM81 23H82V26H81ZM86 23V24H85ZM95 23V22H94ZM99 23V22H98ZM111 23L109 20H108V24ZM149 21L146 23L148 24ZM157 23V22H156ZM207 23V22H206ZM214 23H216V27H217V30H213V28L211 27V25L215 26ZM219 23V24H220ZM113 24V23H112ZM137 24H139L137 22ZM151 24V23H150ZM149 24V25H150ZM152 22V26L156 25ZM163 24V22H162ZM172 24V23H170ZM229 24V23H228ZM39 25V24H38ZM111 25V24H110ZM114 25V24H113ZM136 25V24H135ZM160 25V24H159ZM169 25V24H168ZM233 25V26H232ZM84 26V28H83ZM88 26V27H89ZM107 26V25H106ZM116 26V24L114 25ZM145 26V24H144ZM144 26H141L142 28ZM147 26V25H146ZM145 26V27H146ZM164 26V25H163ZM244 26V25H243ZM36 27H39V26H36ZM89 27V28H90ZM148 27V26H147ZM146 27V28H147ZM165 27V26H164ZM224 27V26H223ZM120 28V27H119ZM141 28V29H142ZM151 28V27H150ZM196 29V30H193V29ZM228 28V30H227ZM249 28V27H248ZM247 28V29H248ZM91 29V28H90ZM89 29V30H90ZM121 29V28H120ZM159 29V26L158 28ZM190 29V30H191ZM79 30V31H78ZM88 30V31H89ZM136 30H137V27H136ZM144 30V29H143ZM35 31V32H34ZM41 31V30H40ZM45 31V30H44ZM78 31V33H77ZM116 31V30H115ZM149 31V30H148ZM218 32V34L215 35V32ZM230 31V33H231ZM100 32V31H99ZM109 32V30L107 31ZM146 32V36L148 37L149 35V32L145 31ZM214 34H213V33ZM223 33L224 37L220 34V33ZM77 33V34H76ZM119 33V32H117ZM156 33V32H155ZM154 33V34H155ZM191 33H192V36L193 34H196L193 38L191 36ZM211 33L213 35H211ZM111 34V33H110ZM119 34H123L122 32L119 33ZM125 34V33H124ZM159 34V33H158ZM201 34V36H200ZM219 34H220V40H219ZM107 36L109 34H106ZM218 35V36H217ZM234 35L236 37H234ZM244 35V36H242ZM123 36V35H122ZM139 36V35H138ZM143 36V34H142ZM140 36V37H142ZM145 36V35H144ZM145 36V37H146ZM152 36V34L149 35V37ZM161 36V35H160ZM199 38H197V37ZM211 36L217 38V40L215 41H211ZM110 37V36H109ZM143 37V39L145 38ZM223 37V38H222ZM235 38V39H232V38ZM123 38H125V36H123ZM129 38V37H128ZM158 38V37H156ZM191 38V39H190ZM207 38V39H205ZM214 38V39H216ZM243 38V39H244ZM146 39V38H145ZM149 39V38H147ZM153 39H155L153 37ZM161 39V38H160ZM196 42H193V40ZM196 39V40H195ZM199 39V40H198ZM201 39V40H200ZM208 40L207 43H205L203 40ZM212 39V40H214ZM2 40H5L7 44H4L2 42ZM152 40V39H151ZM197 40L202 43L204 46H200V43L198 44L197 43ZM242 40V41H241ZM110 42H112L111 40H109ZM127 41L130 42V40L128 39ZM136 41V40H135ZM135 41H132L131 43H134L135 44ZM157 41V39H156ZM203 41V42H201ZM228 41V40H227ZM126 42V41H125ZM142 42V43H141ZM160 42V40H159ZM168 42V43H169ZM244 42H246V38L244 39ZM128 43V42H127ZM150 43V42H149ZM171 43V42H170ZM236 43V44H237ZM248 43V41L246 42ZM245 43V44H246ZM129 44V43H128ZM132 44V45H134ZM154 44V45H153ZM195 44V45H194ZM201 44V45H202ZM243 44V42H242ZM189 46H190V49H198L197 47H199L200 49L197 51V53L195 52H192L193 54H197L195 57L196 58H193L191 54H189L190 58H193V59H200V60H196L198 61V65L197 66H205L200 67V70L199 68L195 65V61L193 60V62H191V64L195 63L194 65V73L191 75H188V72L191 71L189 69H191L188 65V61H186L185 58L186 57V54H188V49H189ZM191 46H194L193 48ZM218 46V47H217ZM238 46V47H237ZM242 46V47H241ZM204 47V49H203ZM205 47L206 50H205ZM248 45H246V49H247ZM187 48V49H186ZM23 49V48H22ZM202 49V50H201ZM211 49L214 51L213 53H210V51H208ZM245 49V50H246ZM218 50L221 52L220 56H223L224 57H220L221 59L219 60L218 59ZM232 50V51H233ZM244 50V51H245ZM165 51V50H164ZM188 51V52H187ZM228 51V52H227ZM243 51V52H244ZM248 51V49H247ZM250 51V50H249ZM248 51V52H249ZM253 51V50H252ZM9 52V53H8ZM216 52V54H215ZM219 52V53H220ZM242 52V53H243ZM229 56H228V54ZM245 53V52H244ZM244 54L245 56L247 54ZM172 54H173V57L172 58ZM215 55L213 58H212V55ZM226 54V55H225ZM180 55V56H181ZM211 55V57L209 56ZM241 55V54H240ZM20 56V55H19ZM177 56V58L175 57ZM179 56V57H180ZM188 56V55H187ZM217 56L216 59L218 60H215L214 61V58ZM228 57H234V58H230V59H226ZM242 57V58H246V57ZM181 57V58H182ZM210 57V58H209ZM241 57V56H240ZM238 59V61H240L241 59ZM19 59V58H18ZM175 59V60H173ZM224 59L225 61L222 62ZM222 60V61H221ZM192 61V60H190ZM189 61V63H190ZM221 62L222 64V67H221ZM201 63V64H200ZM202 63H205V64H202ZM220 63V64H219ZM241 63V62H240ZM244 62H242V65L244 66L245 64H243ZM246 63V64H247ZM18 64V63H17ZM190 64V66H191ZM200 64V65H199ZM213 64L217 65L216 67H221L219 69H217L216 71H218L217 73H219L218 75L220 76V74H229L230 77H228L227 79L231 80V83L232 82H237L236 84V87H234V90L231 94L230 92V95L231 97L227 98L226 102L227 104L225 105L223 102V104L221 105V100H220V96L221 94L223 95V92L221 91L222 89L224 90V87L223 85L225 86V84H223L221 86V90L218 91V85H213L212 88L214 87V91L213 93L211 94H208L207 96H203V95H206L207 93H203V95H198L196 96L195 93L197 91V88L199 89V87H202L200 88L201 91L203 90L204 87H206L207 83L210 81V80H213L214 78L216 79V77H214L216 75V72L215 74L212 73V77H210V73L212 72L209 71V77L206 75L208 73L204 72V71H207L209 69V67H212ZM219 64V65H218ZM237 64H239V62H237ZM263 64V65H262ZM214 65V66H215ZM241 65V64H240ZM260 65L263 67H260ZM192 66V67H193ZM232 66V65H231ZM235 67L236 66H239V65H236V62H235ZM246 67V66H245ZM260 67V68H259ZM198 68V69H197ZM239 68V67H238ZM243 68V67H242ZM240 68V69H242ZM262 68V70H261ZM193 69V68H192ZM216 69V68H215ZM215 69H213V72L215 71ZM247 69V68H245ZM189 70V71H188ZM199 70H204L203 72L205 73V75H202V76H207V78L205 77H202L200 74H197L196 71ZM251 70V69H250ZM220 71V72H219ZM243 71V70H242ZM202 72V73H203ZM175 73H179L177 74L178 76H181L180 77H176V74ZM187 73L185 76H191L189 79V77H185L184 74ZM203 73V74H204ZM241 73V72H240ZM262 73V74H261ZM191 74V72H190ZM214 75V76H213ZM217 75V76H218ZM183 76V77H182ZM221 77V76H220ZM213 78V79H212ZM261 78V77H260ZM259 78V79H260ZM264 78V74H263V77ZM144 80L146 82V84L144 86H141V82ZM218 80V77L216 79V81ZM225 80V79H224ZM261 80V79H260ZM259 80V81H260ZM258 79L256 80V82H259ZM218 82V81H217ZM227 82V80H226ZM256 82L253 83L256 84ZM211 83V82H210ZM230 84V83H229ZM228 83H226V86L228 85ZM234 84V83H233ZM201 85V86H200ZM231 85V84H230ZM252 84L249 85L248 88L252 87L253 86ZM195 86H198V87H195ZM233 85H231L232 87ZM21 88H25L24 91H21L22 89ZM247 88V87H246ZM229 90V88H225V90ZM221 92V94L219 93ZM225 93V92H224ZM196 96L195 98L194 95ZM213 94V95H212ZM228 94V93H227ZM226 95L224 94V97ZM223 97V96H222ZM224 99V100H223ZM222 100L225 101V98H223ZM229 99V100H228ZM256 101H258L261 105L259 106L260 110H258V112L260 111V116L258 118L255 119V115L254 114V111H255V108H256ZM194 103V105H189L190 103ZM1 105V106H2ZM101 105V106H100ZM84 106V108L82 107ZM41 111V112H39ZM257 112V113H258ZM189 115V117H187ZM189 119L187 122H185V120L183 119ZM26 119V118H25ZM176 121V120H175ZM177 121V122H178ZM160 122V124H159ZM41 124V123H40ZM46 124V123H45ZM42 125V124H41ZM55 125V124H54ZM160 125V126H161ZM163 126V125H162ZM50 127V126H49ZM157 127V126H156ZM174 127V126H173ZM34 127H32L31 129L33 130ZM54 128L53 130L55 131V127H51V129ZM58 128V129H59ZM65 128V127H64ZM30 129V130H31ZM161 129V128H160ZM197 130L195 133H193V130ZM43 130V129H42ZM47 130L50 132V130L48 129L47 127ZM57 130V128H56ZM66 130V129H65ZM72 131V130H71ZM44 132V130H43ZM62 132V131H61ZM174 132V131H173ZM42 133V131H41ZM40 133V134H41ZM60 133V132H59ZM58 133V135H59ZM72 133V132H71ZM172 133V131H171ZM39 134V133H38ZM39 134V135H40ZM78 134V133H77ZM159 134V133H158ZM170 134V133H169ZM236 134L238 135L237 140L236 141H239L238 143H240V145H238V143L236 144L235 141H234V137L236 136ZM10 135V138H13L15 140L13 141H9L8 142V138L6 136ZM43 134H41L38 138L40 139V137L42 136ZM79 135V134H78ZM54 136V134H53ZM172 136V134H171ZM46 137V136H45ZM60 137V136H59ZM136 138V139H135ZM165 139V137H163ZM38 140H35L34 142H37L39 141ZM41 139H43V137H41ZM54 139V138H52ZM155 139V137H154ZM232 139L234 142H232ZM48 140V139H47ZM56 140V138H55ZM63 140V138H62ZM84 140V139H83ZM147 141V146L145 148L144 144L145 142ZM163 140V139H162ZM168 139H166L165 141L163 140L162 142H166ZM177 140V139H176ZM176 140H173L176 141ZM51 141V139H50ZM49 141V142H50ZM59 140H57V143H58ZM145 141V142H144ZM53 142V141H52ZM50 142V143H52ZM134 142V144H133ZM159 142V141H158ZM171 142V143H170ZM170 142L168 141V144L171 145L173 142L170 140ZM221 142V143H220ZM38 143V142H37ZM36 143V144H37ZM46 143V142H45ZM48 143V142H47ZM56 143V145H53V147H50L51 148H59L57 147L58 144ZM66 143V142H65ZM94 143L92 145H94ZM160 143V144H159ZM158 144L161 146V142H159ZM177 143V142H176ZM175 143V145H176ZM220 143V144H219ZM33 144V143H32ZM55 144V143H54ZM61 145L63 144L60 143ZM89 144V143H88ZM133 144V145H132ZM210 144V145H209ZM42 145V144H41ZM40 145V146H41ZM48 145V144H47ZM45 144H43L41 146V148L44 146V148L47 146ZM51 145V146H52ZM66 145V144H64ZM60 146L61 148V151H62V148H66V150L68 151L69 146ZM85 145V144H84ZM157 145V144H156ZM173 145V144H172ZM228 146V149L229 147L232 148L231 146ZM90 146V151L92 149L91 145ZM96 146V147H98ZM139 146V147H137ZM159 146V147H160ZM183 146V147H184ZM211 146V147H212ZM3 147V148H4ZM29 147V146H28ZM34 147V146H33ZM32 147V148H33ZM84 147V146H83ZM94 147V146H93ZM136 147V149H135ZM178 147V145H177ZM180 147V146H179ZM197 148V146H195ZM1 148V146H0ZM25 149L27 148L24 147ZM48 148V147H47ZM59 148V149H60ZM87 149H89L88 147H86ZM139 148V150H138ZM158 148V147H156ZM155 148V149H156ZM191 147L189 149H192ZM214 148V147H212ZM25 149H24V153H25ZM36 149V151L39 153V149L38 148H34ZM49 149V148H48ZM42 149L44 151L42 152H50L51 150L49 149ZM84 149V148H83ZM124 149V150H125ZM154 149V150H155ZM177 149H180V148H177ZM184 149V148H183ZM195 149V148H193ZM221 149V147H220ZM224 149V148H223ZM32 150V149H31ZM39 150V151H38ZM56 150V149H55ZM71 150V149H70ZM73 151H75V149L72 148ZM85 150V149H84ZM83 150V151H84ZM122 150V149H121ZM152 151L153 148L151 149ZM181 150V149H180ZM179 150V151H180ZM185 150H188L185 148ZM218 150V149H217ZM231 150V149H229ZM228 150V151H229ZM237 150V149H236ZM27 151V149H26ZM30 151V150H28ZM27 151V154L29 153L30 155V152ZM34 152L35 154H33L34 156L35 155H38V157H40L41 155L38 154L37 152ZM89 151V150H88ZM87 151V152H88ZM93 151H96V150H93ZM147 152L145 153H149L150 150H146ZM191 151V150H190ZM226 151V150H225ZM239 151V150H238ZM52 152V151H51ZM58 152V151H56ZM66 152V151H65ZM70 152V151H69ZM69 152H66L68 153L67 157L69 156ZM92 152V151H91ZM132 152V151H131ZM186 152V151H185ZM239 152H243V151H239ZM37 153V154H36ZM54 155L58 156V153H55L53 152ZM60 153V152H59ZM65 153V154H66ZM135 153V152H134ZM144 153V155H145ZM152 153V152H151ZM22 155L23 152L19 153ZM26 154V153H25ZM26 154V155H27ZM31 154H32V151H31ZM52 154V153H51ZM50 154V155H51ZM57 154V155H56ZM65 154L62 153V154H59L60 155H63L62 157H65ZM90 154V153H89ZM115 154V153H113ZM133 154V153H132ZM140 154V156H141ZM190 154V153H189ZM195 154V153H194ZM240 154V153H239ZM259 154V155H260ZM13 155V154H12ZM25 155V156H26ZM40 155V156H39ZM43 155V154H42ZM53 155V154H52ZM71 155V154H70ZM143 155V154H142ZM159 155V154H158ZM187 153H183L181 152V155L179 156V160L181 161L182 164H184L186 167L190 168L195 161H192L191 159L188 158V156L186 157ZM237 155V154H236ZM236 155L235 156V163H236V168L237 169H245V170H248L249 168V162H243V161H239V157H237ZM243 155V154H241ZM240 155V156H241ZM76 156V155H75ZM109 156V155H108ZM133 156V160L136 159V157ZM191 156V155H190ZM233 156V157H234ZM239 156V155H238ZM15 158V156H13ZM27 157V156H26ZM49 157V156H47ZM92 157V156H90ZM135 157V159H134ZM143 157V156H142ZM163 157V154L162 156ZM211 157V156H210ZM215 157V155H214ZM232 157V158H233ZM237 157V158H236ZM247 157V156H246ZM259 157V156H258ZM262 157V156H261ZM19 158H21L19 156ZM37 158L36 156L33 158L32 157V160ZM44 158V157H42ZM46 158V157H45ZM44 158V159H45ZM52 158V157H51ZM50 158V159H51ZM53 158L55 159V157L53 156ZM73 158V157H72ZM71 158V159H72ZM108 158V157H107ZM140 158V157H139ZM209 158V157H208ZM227 158V157H226ZM224 157V159H226ZM243 158V157H242ZM254 158V161H257L258 163V160L256 159L255 160V156L253 157ZM38 159V158H37ZM53 159V161H54ZM66 159L63 160L65 161L66 163ZM69 159V160H71ZM73 159H77V158H73ZM143 159V158H142ZM140 161L139 159V162H140V166H141V163L143 164V162H146L144 159ZM215 159V158H214ZM213 159V160H214ZM238 159V160H237ZM264 159V158H263ZM263 159H262V162H263ZM31 160V159H30ZM31 160V161H32ZM49 160V159H48ZM52 160V159H51ZM56 160V159H55ZM68 160V161H69ZM95 160V159H93ZM207 160V159H206ZM249 160V159H247ZM30 161V162H31ZM57 161V160H56ZM78 161V160H77ZM96 161V160H95ZM107 161V160H106ZM111 161L113 162V160L111 159ZM261 161V160H259ZM14 162V161H13ZM30 162L28 165H30ZM33 162V161H32ZM31 162V163H32ZM36 162H39L38 160H36ZM36 162H34L33 164H35ZM47 162V161H44V163ZM50 162V161H49ZM48 162V163H49ZM55 162V161H54ZM62 162V160H61ZM76 162V160L74 161ZM86 162V160H85ZM92 162V160H91ZM138 162V161H137ZM136 162V164H137ZM151 162V161H150ZM153 162H157V160L153 161L152 160V163ZM164 162V160H163ZM198 162V161H196ZM210 162V161H208ZM40 163V162H39ZM44 163L42 161V164L44 166ZM47 163V164H48ZM60 161L57 162V164L59 165ZM64 163V164H65ZM69 163H72V160L69 162ZM68 163V164H69ZM94 163V162H93ZM108 163V162H106ZM151 163V164H152ZM228 163V162H227ZM225 163V164H227ZM254 163V162H252ZM54 165V163H52ZM55 164V165H57ZM89 164V163H88ZM116 164V163H115ZM154 164V163H153ZM209 164V163H208ZM14 165V164H13ZM38 165V164H37ZM41 165V163H40ZM49 165V164H48ZM54 165V166H55ZM57 165V166H58ZM201 165V164H200ZM203 165V164H202ZM201 165V166H202ZM210 165V164H209ZM220 165V164H219ZM217 165V166H219ZM234 165V163H233ZM256 164H251L250 166H253ZM260 165V164H257V166ZM16 166V164H15ZM19 166V165H18ZM26 166V165H25ZM41 166V167H43ZM51 166V165H50ZM52 166V168L54 167ZM63 166V163H61V167ZM108 166V165H107ZM106 166V169H109L108 167ZM138 166V165H137ZM145 166V165H144ZM151 166V165H150ZM150 166L148 167L150 169ZM154 166V165H152ZM171 166V165H170ZM257 166L255 167L256 169ZM36 167V165L34 166ZM33 167V168H34ZM68 167V166H67ZM71 167V166H70ZM102 167H104L102 165ZM115 168V166H113ZM164 167V165H163ZM204 167V166H203ZM209 167V166H208ZM207 167L208 169V172H205V173H209V168ZM262 167H263V164H262ZM17 168V166L15 167ZM14 168V169H15ZM21 168V167H20ZM18 169L17 168V172H19V170L21 169ZM24 170L26 171V167H24ZM51 168V167H50ZM49 168V169H50ZM58 168V167H57ZM63 170L64 167H62ZM61 168V169H62ZM112 168V167H111ZM195 168V167H194ZM196 168H198V165L196 166ZM200 168V167H199ZM198 168V169H199ZM218 168H221L220 166ZM230 168V167H229ZM228 168V169H229ZM231 168H234V166H232ZM32 169V167H31ZM46 169H47V166H46ZM59 169V168H58ZM69 169V168H68ZM67 169V171H68ZM105 169V171H106ZM141 169V167H140ZM147 168H145L146 170ZM168 169V168H167ZM171 169V168H170ZM174 169V168H173ZM172 169V170H173ZM191 169H193V167H191ZM224 169V168H222ZM260 169V167H259ZM51 170V169H50ZM63 170H60L63 172ZM111 170V169H110ZM142 170V169H141ZM166 170V169H164ZM196 170V169H195ZM204 170V169H203ZM231 170V169H230ZM253 170V169H252ZM33 171V169H32ZM35 171V169H34ZM53 171V170H52ZM52 171H49V172H52ZM171 171V170H170ZM175 172V170H173ZM172 171V172H173ZM191 171H194V170H191ZM239 171V170H238ZM257 171V170H256ZM10 172V171H9ZM16 172V173H17ZM22 172V171H20ZM37 172V171H36ZM35 172V173H36ZM44 172V171H43ZM48 172V173H49ZM69 172V171H68ZM67 172V173H68ZM108 172V171H107ZM119 172V171H118ZM146 172V171H145ZM144 172V173H145ZM173 172V173H174ZM177 173H179L178 171H176ZM176 172L174 173L175 175H178L176 174ZM200 172H203L201 171V168H200ZM199 172V174H201ZM229 171H227L228 173ZM233 172H235V169L232 171V174ZM244 172V170H243ZM260 172L263 173V171L261 170ZM24 173V172H23ZM56 173V171L54 172ZM106 173V172H105ZM110 173V171H109ZM108 173V174H109ZM195 173V172H193ZM198 173V172H197ZM217 172H215L216 174ZM241 172L239 171V174ZM245 173V172H244ZM243 173V174H244ZM21 174V173H19ZM16 175L13 179H14V182L15 181V178L17 176ZM33 174V173H32ZM40 174V173H39ZM46 174V173H45ZM50 174V173H49ZM48 174V175H49ZM65 174V171L64 173ZM71 174V173H70ZM142 174V173H141ZM225 175V173H223ZM242 174V175H243ZM246 174L248 176L245 175V177L248 178L249 180V183L248 185L249 186H254L256 184V181L255 179L257 178L255 176V179H254V175L252 176V174H257L256 173H253L251 172V175H250V172L248 171V173L246 172ZM22 175V174H21ZM37 174H35L36 176ZM57 175V173H56ZM68 174H66L67 176ZM173 175V174H172ZM180 175L181 172H180ZM194 175V174H193ZM204 175V173H203ZM206 176L204 177V186L205 188L202 186V190H201V193H202V197L203 198H207L208 199V202L210 203V205H212L213 207V211L214 212H217V213H214L213 211L211 212V215L213 214H217V217L220 216V219L221 221H223V218H226L228 216L230 217H237L236 218V221H241L240 218H242L243 220H247L249 222H253L255 218L257 217H260L259 219V222L260 224L262 225V227L264 228V212L261 210L260 207H258L256 204H251L252 207H256L257 208V211L259 210V212L257 213L256 211V208L251 211L252 215H244V214H241V213H238L237 210L234 209V206L232 208V206H230L229 209H223L222 205H221V202H223L222 199H224V196L223 195L221 196L220 194V190L217 189L215 194L217 195H212V193L210 194L209 193V190L210 187H213L214 185V181L212 179V177L210 175H207L205 174ZM223 175V176H224ZM241 175V177H242ZM41 176V175H40ZM46 176V175H45ZM55 176V175H53ZM183 176V175H182ZM181 176V177H182ZM185 176V175H184ZM200 176V175H199ZM229 176V174H228ZM227 176V177H228ZM232 176V175H231ZM259 176V175H257ZM261 176V174H260ZM20 177V176H19ZM19 177L16 178V180L18 179V181H20V179L22 177ZM49 177V176H48ZM47 177V179H48ZM51 177V176H50ZM113 177V176H112ZM133 177V176H131ZM130 177V183L131 182H134V181H131ZM175 177V176H174ZM194 177V176H193ZM215 177V176H214ZM237 177V176H235ZM234 177V178H235ZM244 177V176H243ZM242 177V178H243ZM244 177L243 181L247 180L246 178ZM55 178V177H54ZM66 178V177H64ZM135 178V177H133ZM176 178V182L179 184V181H178V178ZM183 178V177H182ZM186 178V177H184ZM183 178V179H184ZM195 178V177H194ZM46 179V177H45ZM159 179V178H158ZM161 179V178H160ZM160 179L158 181H160ZM181 179V178H180ZM233 178L230 177V180H232ZM52 180L50 183L53 182V179H50ZM55 180V179H54ZM109 180V179H108ZM137 180V179H136ZM157 180V179H156ZM194 180V179H193ZM234 180V179H233ZM239 180V179H238ZM145 181V180H144ZM181 181V180H180ZM243 182L244 184H242L244 187L243 188H246L247 187V191L249 192V194L247 192H245L247 195H249L250 197L254 194V196L256 195H259V194H255L257 192H254L255 189H256V185H255V189H248V186L246 185V182ZM12 182V181H11ZM120 182V181H118ZM186 182H189V179L188 181ZM186 182H184V186H186ZM194 182V181H193ZM191 182V183H193ZM196 182V181H195ZM55 183V182H54ZM53 183V184H54ZM156 183L153 182L151 183L152 185ZM160 183V182H159ZM11 184V183H10ZM16 184V183H14ZM52 184V186H56L57 183H55L54 185ZM114 185V182L112 183ZM111 184V186H112ZM117 184V183H116ZM131 184H134V183H131ZM151 184H149L151 186ZM157 184V183H156ZM190 183H188L187 185H189ZM144 186V184H141L140 186ZM183 185V184H182ZM181 185V187H182ZM194 185V184H193ZM197 185V183H196ZM239 185V184H238ZM8 186V185H7ZM24 186V185H23ZM116 186V185H115ZM115 186H112L113 188V191H114V188ZM119 186H122L121 185V182H120V185ZM133 186V185H132ZM142 186V189H144L143 193H147L149 191L146 192L145 188L146 186H144L145 188H143ZM149 186V187H150ZM183 186V190L185 189V187ZM246 186V187H245ZM9 188L11 187L8 186ZM13 187V185H12ZM173 187V186H172ZM195 187V186H194ZM24 188V187H23ZM59 188V187H58ZM96 188V187H95ZM99 188V187H98ZM122 188V187H121ZM148 188V187H147ZM146 188V189H147ZM151 188V187H150ZM167 188V187H166ZM188 188V187H187ZM185 189V190H188V189ZM198 188V186H197ZM12 189V188H11ZM10 189V190H11ZM117 189V188H116ZM141 189V190H142ZM163 189V188H162ZM192 189V188H191ZM190 189V190H191ZM196 189V188H195ZM199 189V188H198ZM208 190V193L206 192V190ZM8 190V188H7ZM9 190V191H10ZM13 190V189H12ZM11 190V191H12ZM106 190V189H105ZM104 190V192H105ZM123 188H122V192H123ZM133 192H134V188L132 189ZM148 190V189H147ZM219 190V191H218ZM232 190V189H231ZM112 191V190H111ZM129 190L125 189V194L126 192H128ZM153 191V190H152ZM159 191V189H158ZM167 191V189H166ZM196 191V190H195ZM193 191V192H195ZM218 191V192H217ZM121 192V193H122ZM129 193L130 195H133L135 193ZM185 192V191H184ZM191 196H193L194 194L192 193V191H189ZM198 190L195 192L197 193ZM240 192V191H239ZM252 192V195H250V193ZM254 192V193H253ZM102 193V192H101ZM120 193V195H121ZM124 193V192H123ZM182 193V192H181ZM25 194V193H24ZM84 194V193H83ZM88 194V193H86ZM103 194V193H102ZM100 197H103L106 196L105 194L102 195ZM159 194V193H158ZM168 194V193H167ZM185 194V193H184ZM210 195V196H209ZM241 193L239 194L238 197H241L240 196ZM243 195V194H242ZM246 195V197H247ZM13 196V195H12ZM27 196V195H26ZM72 196V195H71ZM136 195H134L135 197ZM255 196V197H256ZM82 197V195L80 196ZM99 197V196H98ZM98 197L96 198V202L99 201ZM129 195H126V197L124 196H121V199L123 198H128ZM133 197V198H134ZM143 197V196H142ZM141 197V198H142ZM179 197V196H177ZM222 197V199H221ZM245 197V196H244ZM245 197V200L247 201L246 203H249L248 202V198ZM13 198V197H12ZM74 198H75V195H74ZM106 198V197H104ZM130 198V197H129ZM137 198V196H136ZM150 198V197H149ZM69 199V197H68ZM76 199V198H75ZM86 199V197H85ZM131 199V198H130ZM130 199H126L123 204H125V202H132V201H128ZM146 199V198H145ZM177 199V198H176ZM181 199V197H180ZM82 200V198H81ZM83 200H84V197H83ZM95 201V199H93ZM101 200V199H100ZM153 200V199H152ZM171 200V199H170ZM222 200V201H221ZM70 201V200H69ZM68 201V202H69ZM105 201V199H103V202ZM121 201V200H120ZM135 201V200H134ZM139 201H141L139 199ZM146 201V200H144ZM165 201V200H164ZM180 201V200H179ZM23 202V201H22ZM77 202H78V199H77ZM93 202V201H92ZM96 202H94L96 204ZM151 202V201H150ZM159 202V200H158ZM183 202V201H182ZM181 202V203H182ZM252 202L254 203H257V201H253ZM27 203V202H26ZM71 203V202H70ZM79 203V202H78ZM98 203V202H97ZM133 203V202H132ZM138 203V202H137ZM143 203V202H142ZM141 203V204H142ZM146 203V202H144ZM148 204H150L149 202H147ZM167 203V202H166ZM101 205V201L98 203V205ZM122 204V203H121ZM123 204L121 205V207L123 206ZM155 206L156 204L153 203ZM170 204V203H169ZM250 204V203H249ZM9 205V204H8ZM78 205V204H77ZM92 205V204H91ZM97 205V210L101 209V213L98 212L99 215H102V213H105L107 211H104L106 210V207H102L99 205L98 207ZM129 204L127 203V206L126 207H129L128 206ZM137 205V204H135ZM140 205V204H139ZM145 205L147 204H144V207ZM153 205V206H154ZM171 205V204H170ZM173 205V204H172ZM171 205V208L173 207ZM175 205V204H174ZM177 205V204H176ZM175 205V206H176ZM179 205V203H178ZM183 205V204H182ZM181 204L179 206H176V207H180L182 206ZM185 205V204H184ZM255 205V206H254ZM80 206V205H79ZM104 206V204L102 205ZM143 206V205H141ZM141 206H139L141 208ZM250 206L247 204V207ZM264 206V205H263ZM2 208V206H0ZM24 207V205H23ZM22 207V208H23ZM94 207V206H93ZM118 207H120V204L118 203ZM125 207V206H124ZM135 208V206H133ZM152 207V206H151ZM187 207V206H186ZM186 207H183L185 210ZM196 207V206H195ZM81 208V207H80ZM95 208V207H94ZM146 208V207H145ZM144 208V209H145ZM148 208V207H147ZM150 208V207H149ZM153 208V207H152ZM156 208V207H155ZM159 208V207H157ZM156 208V209H157ZM168 208V207H167ZM188 208V207H187ZM190 208V207H189ZM207 208V207H206ZM210 208V207H208ZM207 208V209H208ZM212 208H210V210H212ZM227 208V207H225ZM250 208V207H249ZM122 209V208H121ZM142 209V208H141ZM169 209V208H168ZM174 209V207L172 208ZM178 209H181L182 210V207L181 208H178ZM183 209V210H184ZM194 209V208H193ZM197 209V208H196ZM242 211V208L239 207L238 210ZM2 210V209H1ZM46 210V209H45ZM150 210V209H149ZM152 210V209H151ZM184 210V211H185ZM195 210V209H194ZM193 210V211H194ZM202 208L198 211L200 214H202ZM157 211V210H155ZM154 211V212H155ZM193 211L190 210V212L187 210L186 212L188 213H191L193 214ZM243 211L245 212V210L243 209ZM242 211V212H243ZM262 211V214L261 212ZM94 212V211H93ZM92 212V213H93ZM143 212V211H140V213ZM147 212H149L147 210ZM158 212V211H157ZM178 212V210H177ZM183 212V211H182ZM204 212V211H203ZM206 213H203V214H208L209 212V209L208 211L206 210L205 211ZM249 212V211H248ZM184 213V212H183ZM182 214H178L180 217L179 218H182L181 215ZM195 213V212H194ZM218 213H219V216H218ZM30 214V213H29ZM96 214V213H95ZM149 214V213H147ZM186 214V213H184ZM196 214V213H195ZM210 214V213H209ZM46 215V214H45ZM44 215V216H45ZM97 215V214H96ZM96 215H94V217H96ZM98 215V216H99ZM145 215V214H144ZM150 215V214H149ZM148 215V216H149ZM177 215V216H178ZM73 215L71 216H68L70 218H72ZM78 215L75 214L74 217H77ZM89 216V215H88ZM96 217L97 219H99V217ZM146 216V215H145ZM166 216V215H165ZM185 216V215H183ZM193 216V215H192ZM239 216V217H238ZM22 217V216H21ZM31 217V216H30ZM43 217V216H42ZM46 218L48 216H45ZM111 217V216H110ZM109 217V218H110ZM124 218V216H122ZM151 217V216H150ZM175 217V216H173ZM216 217V216H215ZM216 217V219H218ZM2 218V217H1ZM72 218V221L75 219ZM95 218V219H96ZM108 218V217H107ZM106 218V219H107ZM112 218V217H111ZM141 218H145V217H141ZM30 219V218H29ZM28 219V220H29ZM41 218H39L38 216V219H35V220H39ZM49 221H47V219L43 218L41 219V222L42 225L45 226V224H50V217H48ZM55 219V218H53ZM92 219V218H91ZM113 219V218H112ZM115 219V218H114ZM113 219V220H114ZM148 219V218H147ZM174 220L176 219L173 218ZM186 219V218H185ZM189 220V218H187ZM258 219V218H257ZM255 219V220H257ZM24 220V219H23ZM71 220V219H70ZM94 220V218H93ZM124 221V219H122ZM121 220V221H122ZM219 220V221H220ZM34 221V220H33ZM40 221V220H39ZM48 223H46V222ZM54 221V220H53ZM75 221V220H74ZM97 221V220H95ZM105 221V220H104ZM103 221V222H104ZM109 221V220H108ZM122 221V222H123ZM164 221L167 222V220H163L162 222L165 223ZM177 221V219L175 220ZM178 221H180L178 219ZM182 223H186L187 220L183 221V219H181ZM180 221V222H181ZM197 221V222H196ZM196 221H194L195 223H200L201 221H205V220H201L200 219H197ZM200 221V222H198ZM221 221L219 222V227H220V223ZM235 221V220H234ZM235 221V222H236ZM38 222V221H37ZM113 222V221H111ZM110 222V223H111ZM169 222V221H168ZM190 222V221H189ZM210 222V221H208ZM257 222V221H256ZM258 222V223H259ZM30 223V222H28ZM35 223V222H34ZM33 225H36V223ZM101 223V222H100ZM108 223V225L110 224ZM204 223V222H203ZM233 223V221H232ZM38 224V223H37ZM40 224V222H39ZM38 224V225H39ZM117 224V222H116ZM121 224V223H120ZM167 224V223H166ZM177 224H179L177 222ZM193 224V223H192ZM206 223H204V225L202 226H205ZM218 223H216L217 225ZM223 223H221L222 225ZM10 225V223H9ZM20 225V223H19ZM31 225H32V221H31ZM33 225L31 226V228L33 227ZM41 225V224H40ZM91 225V224H90ZM169 225V224H168ZM200 225V224H199ZM197 225V226H199ZM206 228H201L202 230V233L204 236H206L208 238V245H206V248L207 246H210L211 247H216L219 246V250L217 252H211L209 251L208 249L206 248H201V249H197L196 253H200L199 256L197 258H193L194 260H196L197 264H249V263H254V264H262L264 263V241L263 239H260L262 238L264 235L263 233L261 234L262 237L258 234V237L257 238V235L254 237L253 236V232L251 233V231L253 230H257V229H249L247 226H242L241 223H239V225L236 223V226L234 227V230L233 232H227V231H224V232H218V233H221L218 235V233H214V228L212 226L209 227L208 224H206ZM234 225V224H233ZM37 226V225H36ZM33 227L34 228H36ZM43 226V227H44ZM50 226V225H49ZM118 225H116L117 227ZM164 226V225H163ZM181 226V225H179ZM179 226L178 229L180 228ZM183 226V230L184 229V225ZM191 225H189L190 227ZM196 226V224L194 225V227ZM201 226V225H200ZM3 227V226H2ZM41 228V226H39ZM42 227V228H43ZM48 227V226H47ZM100 227V226H99ZM98 227V228H99ZM105 227V226H104ZM115 227V228H116ZM167 227V226H166ZM170 227V226H169ZM192 227V229H195L194 231H196V229L198 227ZM77 228H79L77 226ZM97 228V229H98ZM109 228V227H107ZM113 228V229H115ZM121 228H122V225H121ZM208 228V229H207ZM222 228H223V225H222ZM1 229V228H0ZM96 229V230H97ZM102 229V232L103 233V229L105 230L106 228H101ZM110 229V228H109ZM167 230V228H165ZM164 229V230H165ZM172 229V228H171ZM190 229V228H188ZM221 229V227H220ZM4 230V229H3ZM35 230V229H34ZM107 230V229H106ZM112 230V229H111ZM117 230V228H116ZM121 230V229H120ZM124 230V229H123ZM159 230V228H158ZM156 230V231H158ZM165 230V231H166ZM174 230V229H173ZM180 230V229H179ZM261 230V229H260ZM259 230V231H260ZM101 231V230H99ZM110 231V230H108ZM155 231V230H152V232ZM156 231L154 233H156ZM160 231V230H159ZM158 231V232H159ZM164 231V232H165ZM168 231V230H167ZM178 231V230H177ZM176 231V233H177ZM189 231V230H188ZM199 231V230H197ZM200 231V233H201ZM220 231V230H219ZM222 231V230H221ZM254 231V232H255ZM258 231V232H259ZM169 232V231H168ZM182 232V231H180ZM179 232V236L181 235ZM193 232V231H191ZM261 232V231H260ZM259 232V233H260ZM38 233V232H37ZM87 233V232H85ZM98 233V232H97ZM108 233V232H106ZM114 233V232H113ZM117 233V232H115ZM124 233V232H123ZM257 233V231L255 232V234ZM88 234V233H87ZM122 234V232L120 233ZM119 234V235H120ZM166 234V233H165ZM163 233V235H165ZM230 234V235H229ZM254 234V235H255ZM103 235V234H101ZM202 235V234H200ZM99 236V235H98ZM168 236V235H167ZM199 236V235H198ZM118 237V236H117ZM203 237V236H202ZM205 237V238H206ZM119 238V237H118ZM185 238V239H184ZM191 238V237H189ZM121 239V238H120ZM124 239V238H123ZM123 239H121V242L123 241ZM128 239V238H127ZM186 236H183V240L186 241ZM125 240V239H124ZM203 240V238H202ZM97 241V240H96ZM158 241V240H157ZM157 241H155V243H157ZM167 241V240H166ZM2 242V241H1ZM100 242V241H98ZM146 242V241H145ZM190 239L188 240V243L187 245L190 246ZM202 242V241H201ZM205 242V241H204ZM4 243V241H3ZM105 243V242H104ZM116 243H117V240H116ZM124 243V242H123ZM148 243V242H147ZM184 243V242H183ZM96 244V243H95ZM126 244V242H125ZM124 244V245H125ZM139 244V243H138ZM152 244V248L154 249L155 246L154 243H151ZM158 244V243H157ZM164 244V243H162ZM166 244V242H165ZM185 244V243H184ZM200 244V243H199ZM211 244V245H210ZM4 245V244H3ZM8 245V244H7ZM185 244V246H187ZM203 245V244H202ZM205 245V244H204ZM203 245V246H204ZM212 245H215V246H212ZM12 246H14L12 244ZM100 246V245H99ZM119 246V245H118ZM127 246V245H126ZM157 246V245H156ZM167 246V245H165ZM200 246V245H198ZM252 248H250V247ZM7 247V246H6ZM150 247V248H151ZM9 248V247H8ZM226 248H228V250H226ZM229 248H234V249H231L229 250ZM240 248V249H239ZM23 249V248H21ZM189 248L187 247V250ZM235 249H239V250H242L241 253L237 254L235 253ZM1 250V249H0ZM3 250V249H2ZM9 250V249H8ZM186 250V251H187ZM6 251V250H5ZM30 251V250H29ZM150 251H153L152 249ZM157 251V249L155 250V252ZM158 251H162V250H158ZM157 251V252H158ZM170 250H168L169 252ZM190 251H192V249H190ZM13 252V251H12ZM154 252V251H153ZM153 252H150V253H153ZM189 252V251H188ZM195 252V251H194ZM240 252V251H239ZM7 253V252H6ZM15 254H17L15 251H14ZM31 253V252H30ZM149 253V254H150ZM163 253V252H162ZM161 253V254H162ZM186 252L184 251L183 252V255L182 254V251L179 253V255L184 258V254ZM0 254H2V251L0 252ZM12 254V253H11ZM14 254V255H15ZM61 254V253H60ZM127 254L130 255V253L128 252ZM154 254V253H153ZM153 254H151L153 256ZM159 254V252H158ZM157 254V255H158ZM168 254V253H167ZM189 254V253H188ZM4 255V254H3ZM6 255V254H5ZM142 255V254H141ZM166 255V254H165ZM178 255V257H179ZM192 255V254H190ZM18 256V255H17ZM30 256V255H29ZM151 256V257H152ZM19 257V256H18ZM22 257V256H21ZM59 257V256H58ZM142 257V256H141ZM154 257V256H153ZM158 257V256H157ZM157 257H154V259ZM160 257V256H159ZM160 259V258H158ZM157 259V260H158ZM165 259V258H164ZM180 259V258H178ZM187 259V258H186ZM14 260V259H13ZM20 261V260H19ZM29 261V260H28ZM31 261V260H30ZM120 261V260H118ZM160 261V264H161V261L162 263H164L163 261L164 260H159ZM167 261V260H166ZM189 261V260H188ZM109 262V261H108ZM194 262V261H193ZM25 263V262H24ZM120 263V262H119ZM122 263V262H121ZM120 263V264H121ZM159 263V262H158ZM190 263V262H189ZM188 263V264H189ZM6 264V263H5ZM23 264V263H22ZM26 264H27V261H26ZM29 264H32V263H29ZM55 264V263H54ZM72 264V263H71ZM108 264V263H106ZM151 264H154L151 263ZM165 264V263H164ZM167 264V263H166ZM168 264H171L168 262Z\"/></svg>",
	"mask_w": 264,
	"mask_h": 264
}]
</instances>
